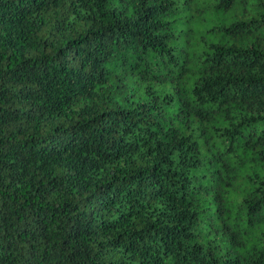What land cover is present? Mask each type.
Here are the masks:
<instances>
[{
	"label": "trees",
	"instance_id": "obj_1",
	"mask_svg": "<svg viewBox=\"0 0 264 264\" xmlns=\"http://www.w3.org/2000/svg\"><path fill=\"white\" fill-rule=\"evenodd\" d=\"M0 264H264V0H0Z\"/></svg>",
	"mask_w": 264,
	"mask_h": 264
}]
</instances>
